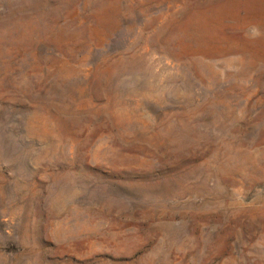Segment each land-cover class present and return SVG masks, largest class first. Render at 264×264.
<instances>
[{"label":"rangeland","instance_id":"rangeland-1","mask_svg":"<svg viewBox=\"0 0 264 264\" xmlns=\"http://www.w3.org/2000/svg\"><path fill=\"white\" fill-rule=\"evenodd\" d=\"M0 264H264V0H0Z\"/></svg>","mask_w":264,"mask_h":264},{"label":"clouds","instance_id":"clouds-1","mask_svg":"<svg viewBox=\"0 0 264 264\" xmlns=\"http://www.w3.org/2000/svg\"><path fill=\"white\" fill-rule=\"evenodd\" d=\"M254 32H258V30H255V29H254Z\"/></svg>","mask_w":264,"mask_h":264}]
</instances>
